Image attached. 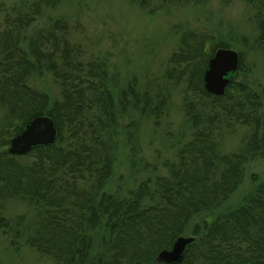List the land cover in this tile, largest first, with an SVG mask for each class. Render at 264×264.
<instances>
[{
	"label": "trees",
	"instance_id": "trees-1",
	"mask_svg": "<svg viewBox=\"0 0 264 264\" xmlns=\"http://www.w3.org/2000/svg\"><path fill=\"white\" fill-rule=\"evenodd\" d=\"M60 1L0 5L2 236L55 264H156L161 250L190 232L195 239L175 264H264V179L241 204L214 213L237 187L245 162L264 154L263 90L238 78L243 53L238 51V69L228 75L224 94L215 96L204 89L203 73L215 49L229 46L206 31L183 29L159 78L144 88L133 80L115 95L105 60L71 40L77 25L65 17L33 25ZM131 1L153 14L210 0ZM245 2L252 8L253 44L264 56V0ZM47 73L58 98L30 83L32 75ZM176 84L184 85L191 138L165 163L166 174L125 195L105 191L120 115L131 110L158 124ZM41 114L53 119L56 141L24 155L9 154L11 137ZM243 126L240 150L222 152L223 138ZM11 199L26 202L32 215L6 218L3 210ZM207 213L214 214L192 222Z\"/></svg>",
	"mask_w": 264,
	"mask_h": 264
},
{
	"label": "rangeland",
	"instance_id": "rangeland-1",
	"mask_svg": "<svg viewBox=\"0 0 264 264\" xmlns=\"http://www.w3.org/2000/svg\"><path fill=\"white\" fill-rule=\"evenodd\" d=\"M21 1L0 0V5L9 8L21 5ZM251 14L252 8L245 0L182 4L153 14L131 0H61L55 7L45 8L33 25L43 24L47 18L55 17H65L73 26L77 25L72 28L71 40L82 43L88 55L105 60L112 75L115 95L133 80L138 87L144 88L159 78L166 69L180 30L206 31L215 41L243 53L238 78L263 90L260 99L264 112V56L253 44L256 30L250 21ZM30 83L47 92L51 99L59 97L57 85L49 73L32 75ZM183 94V84L172 87L167 112L158 124L151 117L131 110L120 115L114 137L112 171L104 184L105 191L125 195L142 181L154 180L156 176L167 173L165 163L174 160L179 147L192 134L184 114ZM245 131L243 126L227 134L221 141V151H239ZM261 179H264V154L245 162L237 187L214 213L241 204ZM31 211L26 202L11 199L5 203L3 214L13 221L21 214L30 217ZM212 214L194 217L192 222ZM182 236L193 235L186 232ZM0 261L4 264H55L48 257L39 256L26 244L11 246L1 231ZM163 263L156 261V264Z\"/></svg>",
	"mask_w": 264,
	"mask_h": 264
},
{
	"label": "water",
	"instance_id": "water-1",
	"mask_svg": "<svg viewBox=\"0 0 264 264\" xmlns=\"http://www.w3.org/2000/svg\"><path fill=\"white\" fill-rule=\"evenodd\" d=\"M238 65L239 53L236 50L225 47L215 49L203 73L204 89L215 96L223 95L230 82L228 75L237 71ZM56 138L57 128L53 119L46 114L37 115L11 137L7 151L11 155H24L36 147L53 144ZM193 240V236H177L170 248L158 253L156 260L166 264L180 262L186 246Z\"/></svg>",
	"mask_w": 264,
	"mask_h": 264
}]
</instances>
